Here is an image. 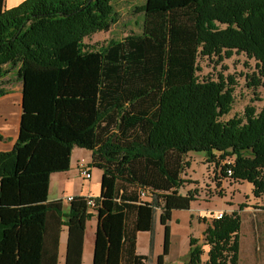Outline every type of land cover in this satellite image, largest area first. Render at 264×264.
I'll list each match as a JSON object with an SVG mask.
<instances>
[{
  "label": "trees",
  "instance_id": "1",
  "mask_svg": "<svg viewBox=\"0 0 264 264\" xmlns=\"http://www.w3.org/2000/svg\"><path fill=\"white\" fill-rule=\"evenodd\" d=\"M139 1V30L95 47L84 39L118 21L114 0H24L12 8L0 0V97L11 92L4 78L15 72L26 110L13 148L0 151V258L10 232L31 223L39 248L29 264H58L66 224L65 264H82L87 222L101 211L123 215L119 264H148L161 210L157 264H164L173 211L195 199L179 191L190 152L234 157L226 169L253 183L257 197L264 193V107L222 120L233 109L235 79L198 75L200 57L237 51L255 58L264 77V0ZM261 77H251L256 86ZM38 143L44 153L32 155L24 180L32 198L8 202L5 187L21 184L22 150ZM74 147L90 150L92 166L112 178L102 206L94 197L90 208L89 195L46 199L49 175L68 169ZM241 226L236 212L212 220L202 244L190 237L188 264H238ZM139 231L150 233L148 255L137 252Z\"/></svg>",
  "mask_w": 264,
  "mask_h": 264
},
{
  "label": "rangeland",
  "instance_id": "2",
  "mask_svg": "<svg viewBox=\"0 0 264 264\" xmlns=\"http://www.w3.org/2000/svg\"><path fill=\"white\" fill-rule=\"evenodd\" d=\"M140 4L139 0H114L119 15L118 21L111 26L109 31H98L86 37L84 43L96 47L107 43L112 37H124L131 30H139L142 16L136 11V6ZM223 55L222 58L219 56L200 57V70L198 71L200 78H217L222 73L233 77L236 81L233 109L228 115L222 117V120L242 115L246 107H255L258 112L261 111L264 107V77L257 73L256 59L237 51L230 55ZM252 76L256 77V81L259 79L258 76L261 77L260 86L254 84ZM4 82L11 91L19 89L21 85L15 72L9 73L4 78ZM252 82L253 85L250 86ZM189 154L191 157L186 156L185 170L182 174L184 182L179 191L183 194L193 193L195 199L191 200L189 207L173 211L170 221L172 249L168 264H188L190 237L199 239L198 243L202 244L203 232L212 220L216 219L215 214L220 211L228 215L236 212L241 217L238 264H250L249 256L254 251L262 254L260 259L264 262V248L260 246V249H257L260 245L259 241L262 243L263 240L264 243V193L257 197L253 183L234 178L233 174L228 172L226 165L229 164V160L232 161L231 164H234V157L223 158L219 153L215 154L214 158H208L204 152H190ZM193 166L196 167L195 171H192ZM92 188H95V185ZM160 212L161 210L156 213L154 247L148 264H157V257L163 254L164 225L159 218ZM259 222L260 227L256 228L255 223ZM202 247L205 261L208 259L210 246ZM148 251L149 235L141 233L139 252L148 253ZM86 261H89V257Z\"/></svg>",
  "mask_w": 264,
  "mask_h": 264
},
{
  "label": "crops",
  "instance_id": "3",
  "mask_svg": "<svg viewBox=\"0 0 264 264\" xmlns=\"http://www.w3.org/2000/svg\"><path fill=\"white\" fill-rule=\"evenodd\" d=\"M23 1L24 0H3V3L6 8H12L18 6ZM23 89L24 84L21 82L19 89L17 88L0 97V135L2 136L0 139V151L11 150L24 127L26 110L23 105ZM38 146L39 143L30 145L28 148L22 150L19 161L21 184L18 186L10 184L5 187L4 196L8 202L17 203L32 198L31 189L24 184V180L27 178L25 175L33 169L30 165L32 164L34 167L36 164V162H33L32 155L37 153L39 156H42L44 153V149ZM187 156L191 157L190 154ZM201 158H203V156H201ZM82 161L90 166L93 174L90 181L85 180L80 173V164ZM91 162L92 152L90 150L74 147L70 152L68 169L53 171L49 175L46 199L66 200V197L70 195H92L95 198L101 199L100 203L102 206L103 197L110 194L112 178L105 174L102 169L93 167ZM195 168L196 167L193 166L192 171H195ZM94 185L95 188H92ZM146 200H148V198H146ZM64 204L65 206L69 205L68 202ZM13 208H16V206H13ZM122 224L123 215L121 213L111 215L101 211L93 212L86 226L82 264H119ZM255 226L256 228L257 226L260 227V222L257 224L255 223ZM35 231L36 228L31 223L21 224L15 228L14 231H11L8 236L10 251L6 253L4 257L0 258V264H29L36 256L39 248L38 240L36 239L37 236L34 233ZM31 233H33L32 238ZM141 233H147L150 237L148 231H139L137 252L142 255H148L149 251L148 253L139 252V239ZM67 240L68 227L64 224L60 234L58 264H65ZM258 243L260 244L259 247H257L258 250L260 246L264 248L263 240L262 243L260 241ZM171 249L170 246L169 255L164 258V264H168V258L171 256ZM88 257L89 261L87 262L86 260ZM249 258L250 264H264L260 259L262 258V254L257 251L250 253Z\"/></svg>",
  "mask_w": 264,
  "mask_h": 264
},
{
  "label": "built area",
  "instance_id": "4",
  "mask_svg": "<svg viewBox=\"0 0 264 264\" xmlns=\"http://www.w3.org/2000/svg\"><path fill=\"white\" fill-rule=\"evenodd\" d=\"M228 163L231 164L232 161L229 160ZM228 172L232 173V170L228 169ZM80 173H81L82 177L85 180H87V181L91 180V178L93 177V174H92V171L90 169V166L87 163H85L84 161H82L81 164H80ZM140 193H141V197L142 198H146L148 196L147 191L144 190V189H141ZM73 197L74 196H72V195L67 196L66 197V201H71L73 199ZM87 204L92 209L95 208V206L97 205L96 201H95V198L92 195H89V198L87 200ZM223 214H224V212L220 211V212L215 214V217L216 218H221L223 216Z\"/></svg>",
  "mask_w": 264,
  "mask_h": 264
}]
</instances>
